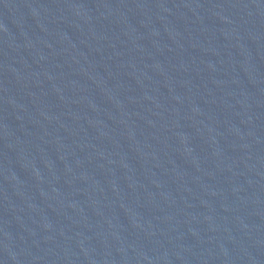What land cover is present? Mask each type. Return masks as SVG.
<instances>
[{"label": "water", "instance_id": "95a60500", "mask_svg": "<svg viewBox=\"0 0 264 264\" xmlns=\"http://www.w3.org/2000/svg\"><path fill=\"white\" fill-rule=\"evenodd\" d=\"M0 264H264V0H0Z\"/></svg>", "mask_w": 264, "mask_h": 264}]
</instances>
